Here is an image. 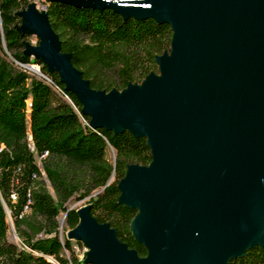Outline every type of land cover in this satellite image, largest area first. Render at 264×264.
Instances as JSON below:
<instances>
[{"label": "water", "instance_id": "95a60500", "mask_svg": "<svg viewBox=\"0 0 264 264\" xmlns=\"http://www.w3.org/2000/svg\"><path fill=\"white\" fill-rule=\"evenodd\" d=\"M50 1L153 17L174 30L172 52L157 57L161 76L106 92L61 51L48 12L38 16L43 42L32 52L59 72L91 127L146 136L154 156L129 165L119 184V201L138 210L131 230L148 255L85 205L67 232L92 249L85 261L229 264L264 245V0Z\"/></svg>", "mask_w": 264, "mask_h": 264}, {"label": "trees", "instance_id": "16d2710c", "mask_svg": "<svg viewBox=\"0 0 264 264\" xmlns=\"http://www.w3.org/2000/svg\"><path fill=\"white\" fill-rule=\"evenodd\" d=\"M30 2L0 0V264H94L76 254L75 244L85 246L84 241L67 235L81 222L78 209L66 206L74 196H90L91 215L114 228L129 249L146 257L148 248L131 230L138 210L119 201V184L129 165L149 166L154 160L148 138L129 130L92 128L91 116L83 113V104L66 89L59 72L24 52L27 34L19 26L21 11ZM47 12L61 51L71 54L73 65L96 90L122 91L131 83L140 84L150 74L160 73L157 57L172 52V25L153 17L125 18L112 8L50 0ZM14 59L41 64L43 77L57 87L19 68ZM111 149L113 160L108 156ZM45 154L43 168L55 195L36 160V155ZM4 202L21 245L8 239ZM61 212H66L63 228ZM229 264H264V245L248 249Z\"/></svg>", "mask_w": 264, "mask_h": 264}, {"label": "rangeland", "instance_id": "374dc122", "mask_svg": "<svg viewBox=\"0 0 264 264\" xmlns=\"http://www.w3.org/2000/svg\"><path fill=\"white\" fill-rule=\"evenodd\" d=\"M47 4H48V0H31L29 6L25 9V11L22 13V24L19 26V30L25 34H27L26 37V47L24 52H28L31 56H35V53L32 52V50L34 48L40 47L42 45L43 42V38L42 35L39 33V31L37 30L36 26L38 25V16L39 15H43L44 12L47 11ZM31 64H35L36 68L40 69V71L42 70V65L38 64V63H31ZM29 73L31 74H36L34 71L29 70ZM160 76L162 75V72L160 71ZM61 92V91H59ZM64 96V95H63ZM64 98L66 100H68L69 102L70 99L67 96H64ZM31 134L29 132V139L31 140ZM32 143V142H31ZM5 146L2 145V148H4ZM32 148L34 149L33 145ZM45 155L40 156V155H36V160L38 165L41 167L42 173L46 178L48 187L50 192L55 195L54 193V189L47 177V174L43 168V163H42V159L43 157H45ZM109 158H111L112 160L115 158V151L111 149V151H109L108 153ZM102 188L95 190L92 195L96 196V194L98 192H101ZM90 200V196L85 197L83 199H78L76 196L70 198L68 200V202L66 203V206L68 208H75V209H79L85 205H88ZM9 211V210H8ZM10 212V211H9ZM62 218H65L66 220V212H61V214L59 215V220H60V224L63 227L66 226V223L62 222ZM7 220L9 222L10 228L8 231V239L11 242H15L19 245L22 244V240L20 239V237L17 234V231L15 229L14 223H13V219L11 216V213H9L7 215ZM75 250H76V254H78L79 258L82 259L84 256H88V254L92 251V249L89 246H82V245H77L75 244ZM51 259V258H50Z\"/></svg>", "mask_w": 264, "mask_h": 264}, {"label": "built area", "instance_id": "2783aa9c", "mask_svg": "<svg viewBox=\"0 0 264 264\" xmlns=\"http://www.w3.org/2000/svg\"><path fill=\"white\" fill-rule=\"evenodd\" d=\"M15 62V64L21 68V69H26V70H31V71H34L37 75V77L39 78H42L44 79L45 81H47L49 84L53 85V86H56L53 81L49 78V77H43L42 74H41V71L40 69L36 68L35 64H21L20 61L18 60H13ZM57 87V86H56ZM59 89V88H58ZM60 90V89H59Z\"/></svg>", "mask_w": 264, "mask_h": 264}, {"label": "bare ground", "instance_id": "6f19581e", "mask_svg": "<svg viewBox=\"0 0 264 264\" xmlns=\"http://www.w3.org/2000/svg\"><path fill=\"white\" fill-rule=\"evenodd\" d=\"M42 74V73H41ZM43 76V75H42ZM62 222L64 223L65 222V218H62Z\"/></svg>", "mask_w": 264, "mask_h": 264}]
</instances>
